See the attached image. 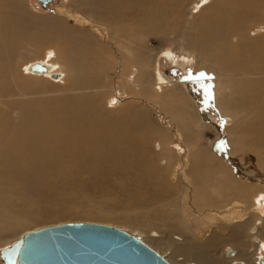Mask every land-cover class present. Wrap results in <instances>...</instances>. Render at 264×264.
Segmentation results:
<instances>
[{"label": "bare ground", "instance_id": "obj_1", "mask_svg": "<svg viewBox=\"0 0 264 264\" xmlns=\"http://www.w3.org/2000/svg\"><path fill=\"white\" fill-rule=\"evenodd\" d=\"M12 1L14 0H0V155L2 153L3 155L11 156L9 159L0 158V191L5 188L15 187V184L11 183V173L18 167L22 168L20 173V178L22 180H19V183H24L33 177L42 178L44 174H47V170L51 172H61L62 174H65V172H68L69 170L72 171L73 167L77 170V168H79L76 166L77 163H80L81 165H90V168L88 169L90 177H99L96 175L99 172L108 174L110 170H116L115 176L122 177V168L127 167L130 169L128 174L131 181L136 178H142L143 180L146 172H142L139 167L135 169L132 167L138 164L140 160L142 161L143 153L148 145L150 136H157L160 140V144L162 145L160 146V144H158L160 147L159 149H163L162 151L168 156L170 163L172 161L176 166H180L181 168L180 178L178 177L179 180H177L178 182L176 183L180 185L181 188V194L183 196L181 203L185 209V211H183L184 214H187L186 216H188L190 208H192V205H190L193 202L192 200L195 199V202L200 200L203 190L200 191L201 187L198 185L208 186L209 189L215 188V192L213 189L210 193L217 195L220 198L218 203L223 202L222 204H225V211H229L230 208L233 210L252 207L253 203L249 206L248 204H243V202H245L244 200H249L250 194H255L256 187L258 186L257 185L254 188V183L256 181L254 180V183L252 182L251 185L254 189H251L252 187H250L249 189L251 190L246 192L244 184H241L238 179V181H236V179L234 180L231 178L234 174H231L230 172V170L232 172L234 170V167L231 166V160L229 159L230 161L228 162L222 159V156H218L216 158L215 151L216 147H219L218 145L213 146L212 151H210L206 147L204 148V146L202 147L200 145L192 147L191 140H193L192 138L201 139L204 136L203 133L209 127L207 120L212 119L209 116L210 111L208 98L204 93L205 89H203V85L211 83L216 90L223 88L225 89V93L220 99H215V105L220 106L222 109V116L227 118L226 121L229 120L232 123L231 127L227 130L228 138L226 139V143L230 150L228 152L230 153L228 157H235L236 155L234 156V154H239V159H236V161L245 166L247 164L246 161L248 157L253 156L255 160L254 163L257 165L258 169L264 173V97H262L261 94L260 96L257 94L261 82L264 81V79H262L261 76H254L255 71L258 70L259 66H264V43H262L264 36L259 35L258 37L248 38L246 36V30L242 24L243 18H253V0H231L235 2L236 14L242 16V19L238 20L239 22L236 25V48L231 45H228L225 48H216L214 46L215 42L222 41L225 37H227V30L225 29V37L221 38L220 35L216 33L217 30H219L217 24L219 23L220 18L228 17L229 19L232 17V14H227L224 11V7L220 4L222 0H213V5L203 11L198 19L192 23H190V20L185 19L184 14L181 13L186 7V0H176L172 9L166 8V6L162 5H146V8L141 10L142 13H139L140 11L138 10L135 12V18L128 17L126 14L127 16L125 15V18L128 20L120 18V16H123L122 13H124L128 8L126 5H119V3L115 1V3H110L112 0L79 1V5L83 6V9L86 10L85 13L87 17H90L88 12L91 13L88 11L90 10L89 8H94L103 21L108 22L109 25L106 30H108V38L111 39L107 42L109 44V54L110 50L113 48L111 43L113 40L118 38V34L125 37L131 34L129 29L119 28L125 26L128 22L132 23L133 29L135 27L138 30H143L146 37L147 34L151 33L157 36H164L166 34L172 35L177 32L178 22L180 20L183 23L185 22L184 24L187 26L183 35L191 32L190 37L181 39V42L185 41L187 45H189V47L186 46L188 50H185L191 55H194L196 69L199 71L196 72V74L200 73L198 75H192L191 77H199H196L194 80L192 78V81L178 83L171 87L163 88L167 86V83L162 80L161 75L157 72H155L156 79L155 83H153V73L148 70L150 61L149 59L146 61L145 58L147 57L145 53L147 49L146 46L144 44H136V46L134 45V48H125V52L121 55L122 59H120L126 64V67L121 72V78L123 80L122 83L127 84L126 88L130 89V92H134L135 90L142 92L143 97L145 100L150 101L147 102L151 106L146 107L141 104L135 105V103H131L124 107L115 116L106 117L105 119L100 118V114L97 113L98 109H100V103L98 102L97 97H100L99 94L102 93L104 89H102L103 85L101 86V84L105 83L107 75L104 70L99 67H95L96 73L93 69V73L91 70L88 71V69H90L88 67H90V63L93 65V57H96V60L101 61V56L106 55L102 54L103 50L99 48L100 46L98 47V43L96 41V49L93 45L88 43L90 40L92 41L93 35L89 32L87 33L84 29V31H78L68 28L66 32L67 35H65V37L70 40L72 39V36L75 39H78V44H76L78 46L74 47L77 49L76 54H73L72 51H70V55L66 57L67 60L64 64H56L55 62L50 61L51 59L47 56L45 61L35 62L28 67L25 65L24 68L25 72L32 73V75H45V77L48 76L49 79L58 82L62 81L63 76H65L61 67H69L70 85L68 84V92H70V94L72 93L69 100L64 103V100H60L58 98V101L56 100L58 104L54 105L52 103L55 99H47L51 101L48 102L44 97L41 98L39 96L41 94L35 90H31L29 91L30 93L27 92V94H13L14 92L11 86H13L14 81L17 80L15 67L18 66L20 62H23L21 61V58H23L22 54L20 55L18 52L23 51L30 53L28 50L30 47L33 48L36 45L44 46L47 42L53 40L55 42L58 41V39H64L57 36L54 32L55 30H58V27H62V24L58 23V21H60L58 20L55 22L57 24L53 26V23L50 22V19L53 18L37 20L35 17L31 16L29 25H25V27L36 23L35 27L30 31L27 28H21V26H23L29 18L27 17L28 15H26L28 13L26 10H23L24 5H22L20 0H16L17 8L11 7ZM129 1L131 0H128L127 2ZM135 1L137 4L140 3L139 0ZM116 3L117 5L115 6ZM144 6L145 5H143V7ZM137 7L140 8L139 4ZM132 9H134V7ZM20 10L22 12H20ZM223 11L224 15L221 16L220 13ZM14 12L17 13L15 14ZM1 16L4 17L3 19H5V21L2 22ZM82 18L83 19L80 22L81 25H88V18ZM255 19H257L260 23H264V18L263 21L260 20L259 17H256ZM89 22L90 24L94 22L91 17ZM152 22H157L159 25L156 26L153 24L151 26L150 24ZM14 32L28 34V39L25 41L26 43L20 42L18 45L11 38ZM99 39L102 40L103 36L100 35ZM98 42L100 45L105 44L102 41ZM27 43L30 44V47H27ZM59 43L60 42H58V44ZM183 44L185 43L183 42ZM14 46H19L20 49H14ZM97 49L100 50V53ZM14 51L18 53V55L12 54ZM56 59L58 58L56 57ZM104 62L107 63V61ZM109 65L112 66L113 64L109 62ZM130 66L131 72H129ZM230 68L232 71H235L229 72ZM251 68L257 70L252 72L250 71ZM239 71L241 72L239 73ZM98 74L99 79L95 76ZM95 88L97 89V92L92 91ZM90 90L92 92H89ZM104 90H106V88ZM160 91L161 93L154 94ZM15 93L20 92L17 90ZM92 93L95 94L91 95ZM12 97H16V100L12 99ZM134 99L136 98H133L132 100L134 101ZM152 106H158L159 112L165 117V119L175 124V132H171V128L167 126L163 127L158 122H155L157 120L153 118L154 115H152V112L154 109ZM196 108H199V110L197 111ZM94 121H98V123L94 124ZM176 135L181 136L184 141L187 140L185 142L188 147L185 148L186 154L183 158H180L182 157L180 153L183 151L182 144L178 141L179 139H177L180 143L178 144L174 138ZM168 138L172 139V141H170L173 145L169 141L167 142ZM169 145H172L173 147L169 149ZM223 153L225 155L227 154V152L225 153L224 151ZM98 155L104 156L105 159L107 158V161L101 166H98L95 163L97 165L96 166L93 162H91ZM178 155H180V157ZM174 156H177V158ZM83 157L89 162L84 161ZM80 158L82 160H79ZM219 158H221V160ZM39 160L48 163L46 164L45 169L40 172H35L32 169V164L38 162ZM226 162L229 165H227ZM170 163H166L168 165L165 172L168 174L171 170V168H169ZM235 165L237 166V164ZM241 171L243 170L241 169ZM27 175L29 176V179L24 180L27 178ZM181 175L190 180L182 179L184 177ZM220 175L223 179L218 180L217 178ZM250 175L253 176V174ZM73 179L75 182L77 177H73ZM102 179L103 178H101V181ZM168 181H170V185H168V183H164V180H159L158 182H154L152 184L148 182L149 184H146L144 178L141 183L148 186V188L152 187V189H154V193L156 194V198L161 197L163 200L164 197L160 194H170L171 188H174L176 185L173 180ZM246 181L248 182L250 180L246 179ZM209 183H211V185ZM217 187H220V189ZM20 190V188L16 187L12 189L11 192ZM26 192L28 194L30 193L28 189H26ZM129 192L130 191H128V193ZM146 192L145 193L148 195L149 192ZM208 192L206 193L208 194ZM236 192L240 194L238 195L240 199L238 201H232L231 196ZM204 194L205 192L202 195ZM171 201L169 204L172 203ZM175 202L177 203V201ZM195 202H193L194 205L196 204ZM176 203L175 207L177 206ZM179 204L180 203H178V205ZM212 204L213 203H211V205ZM16 206L18 205L16 204ZM197 206L200 205L197 204ZM213 206L215 207V204L212 205V207ZM164 207H166V205ZM215 208L217 209V207ZM162 211L164 212V209ZM178 212L181 213L180 210ZM192 212L193 211H191V213ZM198 213L199 212L196 213V216H198ZM243 223L246 224V222L241 221L240 224L237 225L238 229H242L244 227L243 225L245 224ZM166 224L167 223H165V225ZM249 232L250 235L259 234L262 236L261 229L257 227H250ZM152 233H154L152 234V237H148L149 241L162 247L164 250L171 249L172 251L169 259L173 260L174 264H204V262L200 260L201 253L199 254L197 251L193 250L191 251L192 256L190 259L184 258V255L179 257V246H177L179 243L177 244L175 242L173 246V244H170L160 238L161 232L157 231ZM184 246L185 245H183V247ZM245 247L246 246H244V248ZM181 249L182 248H180V250ZM252 252L254 251H251L250 249H246V251L244 250V252H242L230 247L229 250L224 252V256L228 258V260L226 259L227 261L225 260L223 263L232 264L241 260L244 262L243 264H258L259 262L256 263L257 260L253 258L254 255ZM251 256L253 259L252 261L247 259L251 258ZM241 258H245L246 260Z\"/></svg>", "mask_w": 264, "mask_h": 264}, {"label": "rangeland", "instance_id": "obj_2", "mask_svg": "<svg viewBox=\"0 0 264 264\" xmlns=\"http://www.w3.org/2000/svg\"><path fill=\"white\" fill-rule=\"evenodd\" d=\"M20 1L22 5H24L23 10H26V12L28 13L26 15H28L27 17H29L23 26L20 25L21 28L24 29L27 28L30 31L35 27L36 23L25 27V25H29V21H31L30 19L31 16L35 17L37 20L38 19L46 20L53 18L50 19V22L53 23V26L57 24L55 23L56 21L60 20L58 21V23H61L62 27H58V30H55L54 32L57 34V36L63 38L64 40L58 39V41L55 42L53 40L47 42L44 46L36 45L33 47L34 49L30 47V44L27 43L28 44V45L26 44L27 47L29 46L31 48L28 49L30 53L23 51L18 52L20 55L22 54L23 58H21V61L23 62H20L18 66L15 67L17 80H15L14 85L11 86L14 92L13 94H27V92L31 90H35L41 94L39 95L41 98L44 97L46 100L55 99V101L52 103L54 105L58 104L57 103L58 98L60 100H64L63 101L64 103L67 100H69V98H71L72 93L70 94V92H68L69 71H70L69 67L67 68L61 67L62 72L65 76H63L62 81H58V82L49 79L48 76L45 77V75L42 76V75L33 74L34 75L33 76L32 73L24 71L25 65L26 67H28L29 65L35 62H43L46 60L47 56L49 57V59H51L50 61L62 65V63L64 64V62H66L67 60L66 57L70 55L69 54L70 51H72L73 54H76L77 49H75L74 47L78 46L76 45L78 44L77 42L78 39H75L73 36H72L73 40L67 39L65 37V35H67L66 32L68 28L78 31L85 30L87 33L88 32L91 33L93 35V39L92 41L90 40L88 43L93 45L94 48L96 49L97 48V45H95V41H96L98 43V47L100 46L99 48L103 50L102 54L106 55V56H101V58L99 57L101 61L96 60L95 59L96 57H93L92 62L94 63H92L93 65H91L90 63V67H88L90 68L88 69V71L91 70L92 72L93 69L95 73H96L95 67H99L103 69L105 74L107 75V78L105 79V83L101 84V86L103 85L102 89L106 88V90L103 89L102 93L99 94L100 97H97L98 102L100 103L99 104L100 109H98L97 113L100 114V118L105 119L106 117L115 116L124 107L128 106L131 103H135V105L141 104L146 107L151 106L148 103L150 101L145 100L142 92H139V90L130 92V89L126 88L127 84L122 83L123 80L121 78V72L126 67V64L124 61L120 59H122L121 55L125 52L124 50L125 48L128 49L134 48V45L136 46V44L137 45L144 44L146 46L147 49L145 53L147 57L145 58L146 61L148 59L150 61L148 70L149 72L153 73V83H155V79H156L155 72H157L161 75L162 80L167 83L166 84L167 86L163 88L171 87L174 84H178V83L192 81V78L194 80L196 77L197 78L199 77V76L191 77L192 75H198L200 73L196 74V72L199 71L196 69L194 55H191L190 53L186 52V50H188L186 46L189 47V45H187L185 41H183L185 44L181 42L182 41L181 39L190 37V33H191V32L189 34L185 33V35H183V32L184 30H186L185 28L187 26H185L184 24L185 22L183 23L181 20L178 22L177 32H175L174 34L157 36L151 33L152 35L147 34V37L143 30L140 29L138 30L135 27L133 29L132 23L128 22L126 23L127 25L125 24V26L119 28L129 29L131 31L130 32L131 34L127 35V37L118 34V38H116V40H113L111 43L113 48L110 50V54H109L108 53L109 44L107 42L108 40L111 39L108 38L109 37L108 30H106L109 24L107 21H103L100 15L96 13L97 11H95L94 8H92L93 10L89 8L90 10L88 11H90L92 14L88 12V15L90 14L89 16L92 18V21H94L92 22V24H90L89 22L90 17L86 16L85 13L86 10L83 9V6L79 5L80 4L79 1L81 2L82 0H74V1L51 0V2L49 1L50 4L46 5V8H43L41 2H38L37 0H20ZM112 1H110V3L117 2L119 3V5L123 4L128 7L127 10L124 13H122L123 16H120V18L123 20L127 19L125 18L126 14L128 15V17L135 18L134 16L135 12H137L138 10L140 11L139 13H142L141 10L145 9L146 5H162V6H166V8L172 9L176 2V0H139L140 2L138 3L140 6L139 8L137 7L138 4L135 0H131L129 2H127L128 0H112ZM212 1L213 0H186L185 2L186 7L184 11H182L181 13L184 14L185 19L190 20V23H192L198 19V17L203 11H205L206 9H208L213 5L214 2ZM117 3L115 4V6L117 5ZM140 4H143L145 6L143 7V5ZM220 4L222 5V7H224V11L227 14L229 13L232 14V17L229 19L228 17H224L225 19L223 17L220 18V21L217 24V27L219 28L220 31L217 30L216 33L220 35V37L222 38L225 37L224 36V34L226 33L225 30H227L226 33L227 35L225 34L227 37H225L224 40L222 41L215 42L214 46L216 48L217 47L225 48L226 46L231 45L234 46V48H236V40H237L235 34L236 25L239 22L238 20L242 19V16L236 14L235 2L231 0H222ZM11 5H12L11 7L17 8L16 0L12 1ZM133 7L134 9H132ZM252 7H253L252 10L254 11L253 18H243L242 20V24L246 30V36L248 38L258 37L259 35L264 36V23H260L257 19H255L256 17H259L260 20L263 21L264 0H253ZM224 11L220 13L221 16L224 15ZM20 12L22 11L20 10ZM127 12L130 14H128ZM1 17H2V22L5 21V19H3L4 17L3 16ZM82 17L88 18L87 21L88 25L85 26L81 25L80 22L83 19ZM153 24L156 26L159 25L157 22H152L150 25L152 26ZM100 35L103 36L102 40L99 39ZM11 38L19 45L20 42L26 43L25 41L28 39V34L26 33L23 34L21 32H16V33L14 32ZM97 40L102 41L105 44L100 45ZM58 42L60 43L58 44ZM262 43H264V40ZM14 49H20V47L14 46ZM97 50L100 53V50L99 49ZM18 53L14 51V53L12 54L18 55ZM56 57L58 59H56ZM104 61H107V63ZM109 62L112 63L113 65L110 66ZM251 69L250 71L252 72L257 70V69H253V70ZM229 70H228L229 72L235 71V70L232 71L231 68ZM129 72H131V66L129 67ZM240 72L241 71H239V73ZM95 76H97V79H99L98 77L99 74ZM254 76H261V78L264 79L263 78L264 66H259L258 70L255 71ZM203 89H205L204 93L208 98V106L210 111L209 116L212 119L207 120L209 127L207 128V130H205V132L203 133L204 136L201 139L192 138L193 139L191 140L192 147H197L198 145H200L212 151L213 146L218 145L219 147L218 148L216 147V151H215L216 158L218 156L219 157L222 156V159L228 162L231 160L230 161L232 162L231 166L234 167L233 172L230 170L231 174L234 173L232 175L233 177L231 176L230 177L234 180L236 179V181L239 180L241 184H244L246 187L245 189L246 192L248 190L250 191L251 189H254L258 185L256 187L255 194L254 193L250 194L249 200H244L245 202L242 201L243 204H248L249 206L250 204L253 203L252 207H249L247 209L242 208V209H233V210L232 208H230L229 211H225L224 210V207L226 208V206H224L225 204H222L223 202L218 203L220 201V198L217 195H213L212 193H210L213 189L215 192V188L209 189L208 186L198 185L201 187L200 191L203 190L202 194L204 192L205 194L204 195L201 194L200 200L197 201L198 203L194 201L195 199L193 200L191 199L193 202L196 203L195 204L196 207L192 202L190 204L192 205L191 206L192 208H190V213H188V216H186L187 214L186 215L184 214L183 211H185V209L183 208L182 206L183 204L181 203V199L183 197L181 194V188L180 185L176 183L178 182L177 180H179L178 177L180 178L181 168L180 166H176L172 161L170 163L168 156L163 153L162 151L163 149L162 150L159 149L160 148L158 146V144H160L159 138L157 136H150L148 140V145L146 146L143 153L142 161L140 160L139 163L132 168L135 169L139 167L142 172H146V174L148 172V174L147 175L145 174V177H143V180L145 178L146 184L149 183L152 184L154 182H158L159 180H164V183H168V185H170V181L168 180H173L174 183H176L175 187L171 188L170 194L169 193L163 195L160 194L161 196L164 197L165 199V200L163 199L164 201L161 199V197L156 198V194L154 193V189H152V187L148 188V186L141 183V181H143L142 178L141 179L136 178L134 179L135 181L134 180L131 181L130 176L128 174L130 169H128L127 167L122 168V173H123L122 177L115 176L116 170L115 171L110 170L109 171L110 173L108 172V174L107 173L103 174L100 172L98 173L97 171L99 175L98 174L96 175L99 176L100 178L99 177L95 178V176L90 177V172L88 170L90 168V165H81L80 163H77L76 166H78L79 168L81 167L80 170L77 167H76L77 170L74 169L75 167H73L72 171L69 170L68 172H65V174L64 173L62 174L61 172H56V171L51 172L47 170L46 171L47 174H44L42 178L33 177L29 179V176L27 175V178L24 180H28V179L29 180L24 183H19L22 180L20 178L21 175L20 173L22 171V168L18 167L15 168L11 173V183L15 184L14 188L16 187L20 188L21 192L25 185L24 187L25 192L24 190L22 192L24 195L20 191L11 192L12 189L14 188H5L4 190L0 191V251L10 246L21 236H23L25 233L30 231H34L40 228L61 224V223L90 222V223H99V224L114 226L116 228H120L128 232L133 236L138 237L144 243H146L148 246H150L152 249L158 252L162 257H164L168 262L170 261L169 262L170 264H174L173 260L169 259L172 250L171 249L164 250L162 247L157 246L156 244H153L151 241H149V238H151L152 234H154L152 232H157V231L161 232L160 238L164 239L166 242L170 244H173V246L175 242L177 244L179 243L178 245L176 244L177 246H179L178 247L179 257H182L184 255L185 256L184 258L190 259L192 256L191 251L193 250L197 251L199 254L201 253L200 260H202L204 264H218V263L225 264L223 262H225L226 259L228 260V258L224 256V252L226 250H229L230 247L242 252H244V250L246 251V249H250L251 251H254L252 253L254 255L253 258L257 260V262L255 261L256 263H258L259 259L262 258L264 259V173H262L258 169L257 165L254 163L255 160L253 156L251 157L250 155H248L250 157H248L246 161L247 164L245 166L240 162L238 163L236 161V159H239V154H234V156L236 155L235 157H228L230 155V153H228L230 150L226 143V139L228 138L227 130L229 127H231L232 123L229 120L226 121L227 118H224V116H222V109L220 108V106L215 105V99L216 100L220 99L222 95L225 93V89L220 88L216 90L211 83H207L206 85L204 84ZM17 90L20 93H15V91ZM96 90L97 89L95 88L92 91H96ZM22 91L25 93H23ZM92 91L90 90L89 92ZM159 93H161V91L156 92L154 94H159ZM93 94L95 93H92L91 95ZM257 94H259V96L261 94V96L264 97V81L261 82ZM133 98L136 99H134L133 101L132 100ZM12 99L16 100V97H12ZM47 101L51 102L50 100ZM152 108L154 109V111L152 112V115H154L153 118L157 120L155 122H158L163 127L167 126L172 129L171 132H175V124L165 119V117L159 112L158 106L157 107L152 106ZM196 110L198 111L199 108H196ZM97 123L98 121H94V124ZM99 135H104V134H99ZM174 138L176 139V141L177 139H179L178 141L182 144L183 151H181L180 153L182 157H180V155L178 156L180 158H183L186 154L185 148L188 147V145L185 142L187 140L184 141L181 138V136L178 135H176ZM170 140L172 141V139L168 138L167 142L169 141L173 145V143ZM179 142L178 144H180ZM172 145H169V149L173 147ZM160 146L162 145L160 144ZM223 151L225 153L227 152V154L225 155ZM10 157L11 156L3 155L2 153L0 155V158L2 159H9ZM174 157L177 158V156ZM106 159L104 156L98 155L91 162H93L94 165L97 164L98 166H101L104 164V162L107 161ZM219 159L221 160V158ZM79 160L82 159L80 158ZM83 160L89 162L84 157ZM47 163L48 162L39 160L38 162L32 164V169L35 172H40L43 169H45ZM166 163H170L169 168H171V170L169 174L165 172L166 167L168 165ZM226 164L229 165L227 162ZM235 164H237V166ZM241 169L244 172L241 171ZM250 174H253V176ZM73 177L75 178L77 177V179L75 180V182L77 181L76 183L74 182ZM101 178H103L102 181ZM182 179L190 180L185 177ZM217 179L220 180L223 178L220 175ZM246 179L250 181L247 182ZM254 180L256 181L255 183ZM252 182L255 184L254 188L253 186H251ZM209 184L211 185V183ZM250 187L252 188L249 189ZM25 188L28 189V191L30 192L29 194L26 192ZM217 188L220 189V187ZM30 189H32L33 191ZM128 191L130 192L128 193ZM146 191L149 192L148 195L146 194L147 193ZM206 192H208L209 195ZM238 195H240L238 194V192L233 194L231 196L232 197L231 200L238 201L240 199ZM170 201L173 204L172 203L169 204ZM175 201H177V203ZM175 203L177 204L176 206L177 208L175 207ZM178 203L180 204L178 205ZM211 203H213L212 205L215 204V207H217V209L214 206L213 208ZM16 204L18 206H16ZM197 204H199L200 206H197ZM165 205L166 207H164ZM162 208L164 209V212L162 211L163 210ZM179 210L181 213L178 212ZM191 211L193 212L191 213ZM197 212H199L198 213L199 217L196 216ZM240 220L242 222H246V224L243 223L245 225H243L244 227L242 229H238L237 226L240 224L241 222ZM165 223L167 224L165 225ZM250 227H255V228L257 227L261 229L262 236L259 234L250 235L249 234ZM183 245L185 246L183 247ZM244 246L246 247L244 248ZM154 247H156L157 249ZM180 248L182 249L180 250ZM204 255H206L207 257ZM241 259H245V258H241ZM247 259H250V261L253 260L252 256L251 258H247ZM241 262H242L241 260H238L232 264L244 263Z\"/></svg>", "mask_w": 264, "mask_h": 264}, {"label": "water", "instance_id": "obj_3", "mask_svg": "<svg viewBox=\"0 0 264 264\" xmlns=\"http://www.w3.org/2000/svg\"><path fill=\"white\" fill-rule=\"evenodd\" d=\"M0 259V264H170L138 237L90 222L27 232L1 250Z\"/></svg>", "mask_w": 264, "mask_h": 264}, {"label": "flooded vegetation", "instance_id": "obj_4", "mask_svg": "<svg viewBox=\"0 0 264 264\" xmlns=\"http://www.w3.org/2000/svg\"><path fill=\"white\" fill-rule=\"evenodd\" d=\"M38 2H41V4L43 5V6H45L44 8H46V5H48V4H50L49 3V1L51 2V0H37ZM262 261H264V259L262 258V259H259V263L258 264H260Z\"/></svg>", "mask_w": 264, "mask_h": 264}]
</instances>
